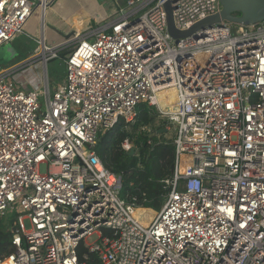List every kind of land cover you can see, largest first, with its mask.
<instances>
[{
  "label": "built area",
  "instance_id": "built-area-1",
  "mask_svg": "<svg viewBox=\"0 0 264 264\" xmlns=\"http://www.w3.org/2000/svg\"><path fill=\"white\" fill-rule=\"evenodd\" d=\"M167 4L180 32L223 9L220 0H127L64 45L38 40L45 68L71 47L55 90L47 78L29 90L0 73V218L16 217L0 264H264V21L177 40ZM48 5L0 0V47ZM166 91L172 110L160 105ZM141 104L176 129L171 191L147 224L96 151ZM122 149L136 151L129 140Z\"/></svg>",
  "mask_w": 264,
  "mask_h": 264
},
{
  "label": "trees",
  "instance_id": "trees-1",
  "mask_svg": "<svg viewBox=\"0 0 264 264\" xmlns=\"http://www.w3.org/2000/svg\"><path fill=\"white\" fill-rule=\"evenodd\" d=\"M64 55V54H62ZM137 116L133 123L119 120L116 126L99 139L96 151L104 166L122 174L124 187L122 197L135 207L162 209L171 187L165 181L172 180L176 166V147L173 138L158 132L167 127L166 120L157 126L159 113L147 104L137 107ZM129 140L136 149V155L130 157L122 149V143ZM0 218V256L13 252L12 234L5 230ZM84 249H81L83 252Z\"/></svg>",
  "mask_w": 264,
  "mask_h": 264
},
{
  "label": "rangeland",
  "instance_id": "rangeland-1",
  "mask_svg": "<svg viewBox=\"0 0 264 264\" xmlns=\"http://www.w3.org/2000/svg\"><path fill=\"white\" fill-rule=\"evenodd\" d=\"M37 1V0H35ZM69 0H60L55 2L53 8L59 14L58 17L50 14L48 16L49 21L48 25L50 28V44L54 40L60 39L65 32V27L62 22H65L64 19L67 18L71 6L67 5ZM98 1V0H96ZM101 3V1L97 2ZM36 23L34 18L31 21V24L25 27L24 32H31V27ZM36 42L32 39H29L28 36H23L17 39L15 42H10L4 44L0 47V73L4 71H11L9 75V80L13 81L16 84L21 85L25 89H44L46 78H48L52 90H55L56 87L63 83L65 80L66 69L64 59L65 56L71 50V47H68L65 52H63L60 59L52 60L48 63L47 68L44 67L43 63L35 58L34 47ZM62 59V60H61ZM163 119L158 118L157 126L161 123ZM167 127L158 132L159 135L165 134L167 138H173L176 135V129L174 125L169 124L167 121ZM170 127V129L168 128ZM49 171L47 165H42L40 167V172L46 174ZM152 210V209H151ZM155 212L154 210H152ZM155 214L152 215V217ZM6 231L10 233L11 225L16 220L15 215H9L5 218H2ZM25 229L29 231L31 229L30 221L25 220Z\"/></svg>",
  "mask_w": 264,
  "mask_h": 264
},
{
  "label": "crops",
  "instance_id": "crops-1",
  "mask_svg": "<svg viewBox=\"0 0 264 264\" xmlns=\"http://www.w3.org/2000/svg\"><path fill=\"white\" fill-rule=\"evenodd\" d=\"M49 1H50V5H48V7L42 11L37 9L34 15L31 17V19L26 24V28H27V26L31 24V21L34 18L36 19V23L32 25L31 27V32L29 33L24 32L23 35L20 36V37L28 36L29 39H32L33 41H35L36 46L34 47V50L36 49L38 45V40L42 37H45L47 39V42L50 44L49 39H50V28L51 27L48 25V21H49L48 16L50 14L56 17L59 16L57 11L53 8V5L55 4V2H59L60 0H49ZM99 1H101V3H97ZM126 1L127 0H98V1L96 0H69L67 2V5L71 6V8H70L67 18L64 19L65 22H62L65 27V32H64L65 35H63L58 40H54L51 43V45L53 46L64 45L68 43L69 41H71V39H73L76 33H79L74 28V25L71 19L81 10L84 11L85 18L88 20L87 26H86L87 28L88 25H97L107 20L108 18L112 17L118 10H120L121 8L125 6Z\"/></svg>",
  "mask_w": 264,
  "mask_h": 264
},
{
  "label": "water",
  "instance_id": "water-1",
  "mask_svg": "<svg viewBox=\"0 0 264 264\" xmlns=\"http://www.w3.org/2000/svg\"><path fill=\"white\" fill-rule=\"evenodd\" d=\"M220 3L223 9L219 15L201 21L186 32L176 30L173 24L171 6L167 4L169 33L172 37L179 40L205 30L208 27H213L217 24L223 25L225 22L250 26L264 21V0H220ZM129 155L130 157H134L136 151L133 150Z\"/></svg>",
  "mask_w": 264,
  "mask_h": 264
},
{
  "label": "bare ground",
  "instance_id": "bare-ground-1",
  "mask_svg": "<svg viewBox=\"0 0 264 264\" xmlns=\"http://www.w3.org/2000/svg\"><path fill=\"white\" fill-rule=\"evenodd\" d=\"M43 9H41L42 11ZM76 14V13H75ZM74 28L79 32L83 33V31L86 29L87 26V19L85 18L84 11L78 12L72 19H71ZM160 105L163 108L172 110L173 105L176 102V94L174 91H166L162 94H160ZM132 152V151H131ZM130 152V153H131ZM156 212V211H155ZM151 209H142L137 208L134 211V216L138 219H140L144 224H147L150 220H152V215L155 214ZM142 215H144L145 220L142 219Z\"/></svg>",
  "mask_w": 264,
  "mask_h": 264
}]
</instances>
